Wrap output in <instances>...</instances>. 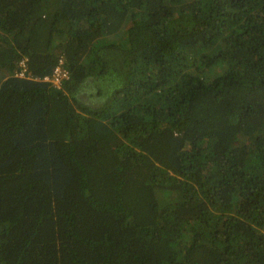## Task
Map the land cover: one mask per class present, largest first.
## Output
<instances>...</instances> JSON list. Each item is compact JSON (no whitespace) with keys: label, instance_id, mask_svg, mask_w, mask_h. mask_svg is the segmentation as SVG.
Returning <instances> with one entry per match:
<instances>
[{"label":"trees","instance_id":"16d2710c","mask_svg":"<svg viewBox=\"0 0 264 264\" xmlns=\"http://www.w3.org/2000/svg\"><path fill=\"white\" fill-rule=\"evenodd\" d=\"M0 264H264V0H0Z\"/></svg>","mask_w":264,"mask_h":264},{"label":"rangeland","instance_id":"374dc122","mask_svg":"<svg viewBox=\"0 0 264 264\" xmlns=\"http://www.w3.org/2000/svg\"><path fill=\"white\" fill-rule=\"evenodd\" d=\"M128 25L129 24H125L124 26H122L123 28H121V30L115 35L105 36V37L101 38L98 43L100 45L101 44H109V43H116V44L121 43V44H123L124 40L126 39V31L128 29Z\"/></svg>","mask_w":264,"mask_h":264},{"label":"built area","instance_id":"2783aa9c","mask_svg":"<svg viewBox=\"0 0 264 264\" xmlns=\"http://www.w3.org/2000/svg\"><path fill=\"white\" fill-rule=\"evenodd\" d=\"M66 77V71L62 67L57 66L53 69L52 74L43 78V80L50 82L54 87L59 88L61 81Z\"/></svg>","mask_w":264,"mask_h":264}]
</instances>
